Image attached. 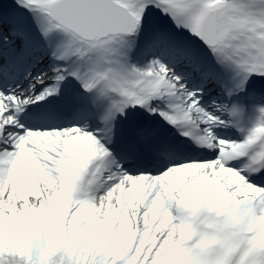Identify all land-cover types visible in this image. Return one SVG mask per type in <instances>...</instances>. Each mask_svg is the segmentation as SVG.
<instances>
[{"label": "snow or ice", "instance_id": "6c2138e0", "mask_svg": "<svg viewBox=\"0 0 264 264\" xmlns=\"http://www.w3.org/2000/svg\"><path fill=\"white\" fill-rule=\"evenodd\" d=\"M0 264H264V0H0Z\"/></svg>", "mask_w": 264, "mask_h": 264}]
</instances>
